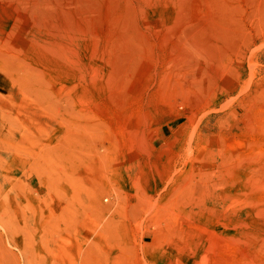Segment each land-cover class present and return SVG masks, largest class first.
<instances>
[{
    "label": "rangeland",
    "instance_id": "374dc122",
    "mask_svg": "<svg viewBox=\"0 0 264 264\" xmlns=\"http://www.w3.org/2000/svg\"><path fill=\"white\" fill-rule=\"evenodd\" d=\"M7 56L0 264H264V0H0Z\"/></svg>",
    "mask_w": 264,
    "mask_h": 264
},
{
    "label": "bare ground",
    "instance_id": "6f19581e",
    "mask_svg": "<svg viewBox=\"0 0 264 264\" xmlns=\"http://www.w3.org/2000/svg\"><path fill=\"white\" fill-rule=\"evenodd\" d=\"M2 70L7 73L0 72L3 76V82L0 83V100H3L6 107L5 124L8 125L9 132L13 133V138L19 135L31 143V128L40 121L47 124L48 114L30 101L31 88L25 85V80L16 71L11 57H6L5 70L0 66V71Z\"/></svg>",
    "mask_w": 264,
    "mask_h": 264
}]
</instances>
